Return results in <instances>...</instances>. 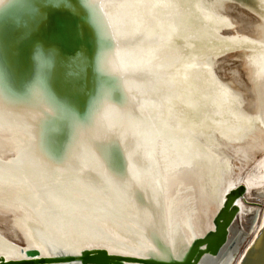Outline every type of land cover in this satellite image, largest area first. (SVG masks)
<instances>
[{
    "label": "bare ground",
    "instance_id": "1",
    "mask_svg": "<svg viewBox=\"0 0 264 264\" xmlns=\"http://www.w3.org/2000/svg\"><path fill=\"white\" fill-rule=\"evenodd\" d=\"M66 12L91 54H61ZM45 22L16 83L10 55ZM263 222L264 0H0V258L179 260L219 229L218 253L199 241L179 264H238Z\"/></svg>",
    "mask_w": 264,
    "mask_h": 264
},
{
    "label": "water",
    "instance_id": "2",
    "mask_svg": "<svg viewBox=\"0 0 264 264\" xmlns=\"http://www.w3.org/2000/svg\"><path fill=\"white\" fill-rule=\"evenodd\" d=\"M74 1V0H71ZM52 17L57 22L56 27V33L57 35L60 34L61 27L59 26L58 21H65L69 23L68 26L70 36L66 42H63L62 45L65 49V51L61 52L62 55H67L69 52L72 53V51H75V48L78 46L79 40H82V44L85 45V47L88 49V51H85L88 54H91L92 50V37L90 34V31L86 28H83L81 32V36L79 37L76 33V24L79 21V18L75 15H71L69 13H53ZM46 18V17H45ZM47 21V20H46ZM48 24L45 22L44 27L40 31V33L32 34L30 38L27 41H24L22 43H17L16 52L12 55H10V60L13 56L14 64H16L18 69V76L19 80H15V82L19 83L20 81H24L26 78H30L33 74V66H32V43L34 41H43V35L45 34V29L47 28ZM68 51V52H66ZM85 53V54H86ZM9 54V53H8ZM60 54V55H61ZM60 59V57H58ZM9 60V59H8ZM59 66V63H58ZM57 74V71H56ZM90 73L85 74L84 79L89 76ZM58 76V75H57ZM55 78V77H54ZM14 79V77H13ZM65 87V88H64ZM52 91L53 95L56 98H62L64 97L67 99L70 104H74L80 112H83L86 104L88 103V93H84L83 91H75L74 89L68 88L65 84H62V81L57 82L56 79H54V82L52 83ZM244 188V185H237L233 191H230L229 194H232L234 191H241ZM227 205V203H226ZM233 206V207H232ZM234 203L231 205L232 211L235 209ZM222 210V208H221ZM220 210V211H221ZM219 211V212H220ZM216 219V218H215ZM230 221V220H229ZM227 222L226 224H228ZM207 234V233H206ZM215 237H218L217 240L214 241L212 246L207 245V243L204 241L205 236L201 240H194L191 244V249H195V247L201 245V243L205 244V247H203L206 251L205 253L211 254L214 250L218 249L221 250L223 244H224V232L223 230H217L216 232H209L207 234L208 241H213ZM203 241V242H199ZM207 241V240H206ZM207 241V242H208ZM224 241V242H223ZM212 247V248H211ZM188 253V256L186 259H179V260H167V261H160L154 258H134V257H117V256H111L106 253L104 249H90V250H83L79 255H58L54 257H36L33 258V253L29 254L31 257L25 258V259H18L15 261H5L2 258H0V264H27L31 262H36L38 264H44L45 262H51V263H61V262H68V261H79L81 264H122L120 261H131V262H140L142 264H179L180 262H185L191 255V253ZM225 251L220 255V258L224 257ZM238 264H264V222L251 241L250 245L245 250L244 254L242 255L240 261Z\"/></svg>",
    "mask_w": 264,
    "mask_h": 264
},
{
    "label": "rangeland",
    "instance_id": "3",
    "mask_svg": "<svg viewBox=\"0 0 264 264\" xmlns=\"http://www.w3.org/2000/svg\"><path fill=\"white\" fill-rule=\"evenodd\" d=\"M248 16L249 17H252L250 14H248ZM225 58H228V60H226L224 63H223V66H224V68L225 69H227V67L228 66H230V65H237L238 64V60L237 59H234V58H230V57H228V56H226ZM242 71V70H241ZM243 73V72H242ZM250 201H252L251 199H250ZM255 207H256V209H259V205H255ZM244 221H243V223H242V225H243V227L245 228V233H246V237H245V239H244V241H243V244H244V242H246V240L250 237V235H251V223H250V221L249 220H247V219H243ZM247 222V223H246ZM2 223H0V225H1ZM249 226H248V225ZM248 228H250V229H248ZM246 229H247V231H246ZM248 235V236H247ZM19 242H21V240H19Z\"/></svg>",
    "mask_w": 264,
    "mask_h": 264
}]
</instances>
